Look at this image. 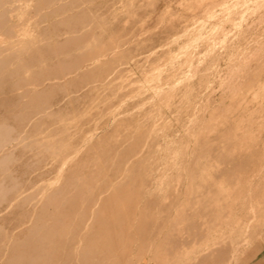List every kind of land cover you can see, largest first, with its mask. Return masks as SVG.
<instances>
[{
  "label": "rangeland",
  "instance_id": "rangeland-1",
  "mask_svg": "<svg viewBox=\"0 0 264 264\" xmlns=\"http://www.w3.org/2000/svg\"><path fill=\"white\" fill-rule=\"evenodd\" d=\"M222 3L0 0V125L12 129L0 140V182L7 188L3 187L6 192L0 198V264H8L17 246L31 238L37 214L51 210L50 199L55 195L79 197L97 186L108 187L107 194L126 188L142 195L141 204H148L149 197L157 200L156 207L154 199H150L153 203L149 200L152 205L148 208L156 209L153 214L146 206L143 209V204H136V219L144 210L159 223H174L181 215L177 213L180 206L182 211L187 204L185 193L190 198L200 190L202 178H212L229 165L234 150L233 154L239 150L241 156L246 153L248 158L242 160H251L244 163L243 174L238 172L243 176L235 178L245 177L241 178L244 183L257 178L252 185L240 186L239 178L232 184L220 181L225 189L218 185L223 191H231L230 185L236 181L241 188L245 185L248 189V185L252 191L246 190L242 198L243 189L237 204L246 206L249 201L247 204L253 203V209L259 211L248 227L252 230L256 222L255 233L246 227L241 235L248 236L241 239L247 241L229 254L233 258L228 255L227 262L219 264H264V219L259 222L264 218V5L247 8L234 3V7L232 2L223 12L228 3ZM215 26L218 30L212 31ZM202 149H209L211 155L203 152L205 158L196 165ZM203 164L208 176L199 174ZM181 166L186 169L180 170ZM245 168L248 172H243ZM196 172L199 175L194 178L203 177L200 183L193 179V187L186 175ZM210 178L202 182H219H210ZM186 186L192 193L185 191ZM231 194L233 199L229 198L236 200ZM165 198H172L170 203L177 200L174 202L179 205L173 203V208L179 206L177 217L174 211L178 208L173 209ZM161 200L166 201L164 207ZM166 204L171 205V214ZM158 208L167 209H162L167 211L162 212L164 216L157 213ZM157 215L175 218L162 220ZM176 223L172 227L185 234L187 222L181 223L186 224L185 229ZM166 226L160 228L164 233L169 229ZM180 228L185 231L179 232ZM196 248L194 255L183 249V258L188 255L186 259L193 262ZM146 249L143 253L134 248L131 256L136 252L153 254ZM143 254L135 257L140 263L133 257L131 263L154 264L150 255ZM167 264L175 263L168 260Z\"/></svg>",
  "mask_w": 264,
  "mask_h": 264
},
{
  "label": "bare ground",
  "instance_id": "bare-ground-1",
  "mask_svg": "<svg viewBox=\"0 0 264 264\" xmlns=\"http://www.w3.org/2000/svg\"><path fill=\"white\" fill-rule=\"evenodd\" d=\"M222 1H223V3L224 2L228 3V5L223 6V7H225V10L223 12L226 11L227 6H228L227 10L229 9V7H231L229 5L232 2L233 3L231 5H233V6H234V3H235V5L242 3V5L244 7L246 5H252V6L255 5V6H257V8L262 7L264 5V0H227V1L222 0ZM229 1H232V2L229 4ZM213 5H214V8H213V10L211 9L212 11H214V9L216 7L215 6L216 3L215 4L213 3ZM223 7H222L221 11L223 10ZM247 8L244 9V11H246ZM217 15H218V13H217ZM225 15H226V13H225ZM211 16L213 18V15H211ZM211 16H209V17H211ZM214 18L215 19L217 18L216 14H215ZM215 19H214V21H215ZM217 22L218 21H216L215 23H217ZM215 23H214V25H215ZM218 26H220V25L218 24ZM218 26L217 27L215 26L216 28H214V29H213V27H211L212 31L217 29ZM220 30H223V29H220ZM245 32H246V30H245ZM213 33H215V32H213ZM212 37H213V35H212ZM213 45H215V44H213ZM5 126H7V125H5ZM5 126L3 127L0 125V140L3 139L4 136L6 135L5 131H7V129L11 128V127H7V129H6ZM3 128H5L6 130H4ZM10 130H12V129H9L8 132H10ZM207 133H209V132H207ZM207 133H206V137H208ZM209 139H211V138H209ZM225 139H223V140H225ZM217 141H218V139H217ZM228 142L230 143L231 141H228ZM218 144L220 145V143H218ZM230 144H229V146H230ZM232 145H231V147H233ZM223 146H225V145H223ZM231 147H229V148H231ZM208 148H210V150H211V147H208ZM229 148H226V149H229ZM203 150H206V151H203ZM208 150L209 149H202V152L199 153L200 156L203 152H205L207 154ZM222 151L225 152V150H222ZM239 152H240V150L236 151V154L238 153V155L233 154V153H235V150L233 153L231 152L233 155L232 162L229 161L230 164L226 165L225 167L223 166L224 164H222V166L224 168L218 172L216 170L217 174H214V176L216 175L215 178H213L214 176L212 178H210L211 175L209 177H206V179H205V177L202 178L200 180L201 184H203L202 186H200L201 184H199L200 183L199 179L203 176L199 177L198 179L194 178L193 176L198 177L199 174L205 176V174L208 172V171L207 172L205 171L206 173H204V171H203V168L206 169L205 167H207L206 164H205V166L203 164V167L201 166L203 173L200 172L201 170L199 171L198 169L197 170L195 169L197 172L199 171L198 175H197V172H196V175H193V173H191V174L188 173L189 175L188 174L186 175V177L187 176L190 177V179L188 177L187 178L190 180V182L192 181L191 183H193L194 180L196 182H197V180L199 181L198 184L200 186V190H197L199 193L195 190L196 192L194 191V193H196V194L193 193L194 196H192L193 194L192 195L190 194L191 197L189 198V194L185 193V191L187 192L189 189H191L192 186L194 187V185L196 183L194 182V184H191L190 182H187L188 180L186 181L187 185H189V183H190L192 186L189 185L191 187H189L188 189H186L188 187V186H186L185 187L186 190L183 191L188 197L185 200L184 196L186 197V195H183L182 196L183 200H185V202L184 201L183 202L185 204L187 203L189 205L188 206L186 204L187 205V208H186V205L183 204L185 206V207L183 206L184 210L181 211V209H183V208H182V206H180L181 207L180 211L177 212V210H179V208H178L179 206L178 207L174 206V208H173V205L175 204V202L177 200L175 199L176 201L175 200H174L175 202L173 201L174 204L171 201V203H172L171 204L170 202H168V200H170L172 198H170L168 200L165 198L166 201L172 205L171 206V205L166 204V206L168 208H170V209H168L170 214H171L172 208L173 209L178 208L174 211L176 214V216L174 215L175 217H177V213L179 215V213L181 212V215L179 216L180 220H178L179 218L176 219L174 216L169 217L168 215H166V217L170 218V220H172L174 217L175 218L174 219L175 221L173 220L174 223L179 222V221H181V223H182V221L184 223L187 222L186 223L187 228L185 226L186 224H184V223L183 224L176 223V224H178V226H179V224L183 225V226L180 225V227L185 226L184 229L186 228L187 230L185 231V230H183V228H180L182 231L179 230V232L185 231V234H188L186 237H184V235H185L184 233H182V235H183L182 236L181 234L178 233V229H176L175 227H172L174 224L173 222L168 223L165 221L166 222L165 224L168 223V224H170L169 226L171 227V232L168 233V231H170L169 230L170 227L163 224L164 222L163 223L160 222L163 225L160 224L158 221H156V218H155V220L152 219V217L154 218V216L150 215L152 213L151 211L156 210V209L155 208L149 209L148 204L150 203V201H152L150 199H154V198L147 196V197H149L147 199H149L150 201L148 200L149 201L148 202L147 199H145L148 204L144 205L145 204V201H144L142 203L143 204L142 208L144 206H146V208L145 207L144 208L145 209L148 208L151 213L148 211H145L146 212L145 213V212H142L144 210L138 209V210H140L139 212L142 213L141 214V213L137 212L138 214H141V216H139V220H138L135 218V212L137 211V208H138L137 206L139 204H140V206L142 205L140 202H138L139 197H140V199L142 198L141 197L142 195L137 193L138 191L136 193L135 192L130 193V192H128V190L126 188H116L114 193L107 194L108 193L107 192L108 187H102L101 188V187L97 186L96 188L94 187V189H92L93 187L89 188V190H87V192L85 194H83L79 197L70 196L67 198H65V197L61 198L58 195L57 196L55 195L54 197L52 196V198L50 199L51 205H52L51 210H45V211H42V212L37 214L36 221L33 223V229L31 230V232H32L31 238L29 240H27V239L23 240L22 243H20L17 246L18 251L16 252V254L11 256V259L8 261V264H132L131 259L133 256H131V253H133L132 251L134 248H136V250L138 248L139 251L142 250L143 253H144L146 248L150 249V251H152L153 254H151L149 252V250L146 249L150 254L145 253V255H150L149 257L152 261L149 259V262L150 261L153 262V260H154L155 261L154 264L155 263L156 264H167L168 260H172L173 263H175V264H217V263L219 264V262H221V261L225 262L227 259V256L231 252H233L236 247L238 248V245H242V244H240V242L245 243V241H247V240H245V238H243L245 241L241 239V236H243V235L245 236L247 233H245L243 235H241V233L243 232V230L246 227L247 228L250 227V220L252 218H254L255 217L254 214H256L257 211H259L257 209L255 211V209H253V207H252L253 203L251 204L252 206L248 205L249 203L247 204V202H249V201H246V206L243 204L242 201H241L242 203H238V204H243V205L237 204V202H238L237 200L240 196L239 193L241 194L243 192V189H244L245 192H243V194H241V197H242V195H244V193L246 194V190L249 189V187H247V186L250 184V182L252 185V182H254L257 178L254 176L252 177L250 175L252 177V179L255 178V180L251 181L247 177L248 185L246 186V188H248V189L244 188L245 185H243L242 188L240 187L242 185L240 183L245 184L246 181L244 183L243 182L244 180H241V178H243V177L237 176L235 178V176L237 174L238 175L243 174L241 171L244 167H246V165L244 166V163L246 162L248 164L250 159L249 160H247V159L242 160V157L248 158V156H246V153H244V151H243V153L245 154V156L243 153H242L243 156H241V154H240L241 152L240 153ZM210 153H208V154H210ZM229 153H227V155ZM208 154H207V156H208ZM222 154H223V152H222ZM198 155L196 158V159H198V162H196L195 159H194L195 161H193V162H196V165H197V163L199 165V161H200L199 159L200 158H205L204 153H203V157H200ZM218 155L220 156V154H218ZM234 156H236V157H234ZM237 156H241V158L240 157L238 158ZM227 157H229V155ZM218 158L217 157L215 158V159H217V161L215 160L216 162H218ZM222 158H223V156H222ZM250 158H252V157H250ZM255 158L256 157L254 156L253 160H255ZM206 160L208 161V159H206ZM219 160H220V158H219ZM193 162H191V163L193 164ZM204 162H205V159H204ZM215 164L217 165V163H215ZM180 165L181 164H179V166ZM185 165H188V164H185ZM207 165H208V163H207ZM216 165H213V167ZM182 166H181V169H180V167H178V168L180 170H182ZM210 166L211 165L209 164L208 165V167L210 169L209 173L211 172ZM219 166L215 167V168L217 169V168H219ZM176 168L177 167H175V169ZM253 168L254 167H252L251 170H253ZM184 169H186V168L184 167ZM245 169L243 170V172H248V170H247L248 168L246 169L247 171ZM149 170L150 169H148V171ZM195 170H193V171L195 172ZM122 171L123 170H121V172ZM145 172H146V174L143 172L144 175H147V171H145ZM238 172H240L241 174H239ZM118 173L120 174V172H118ZM143 173H141V174H143ZM209 173H207L206 176H208ZM262 173H264V172H262ZM126 174H127V172L125 173V177L127 176ZM151 174L152 173H150V175L148 174V177L146 176V180L151 176ZM254 174L256 175L257 173H254ZM120 175H122V174H120ZM144 175H143V179L145 178ZM190 175H192V177ZM260 175H258V176H260ZM241 176H243V175H241ZM247 176H248V174H247ZM140 177H142V176H140ZM184 177H185V175H184ZM191 178H192V180H191ZM207 178L211 179V180H209L210 182H213L214 179L216 180V182L217 181H219V182L217 184L215 182H213L212 185L209 182L203 183L202 181L204 179H205L204 181H206ZM237 178H239L240 181H242V182H239L240 186H238V184L236 183L237 181H239V180H237ZM180 179L183 180L184 178L182 177ZM234 179H236L237 181L235 180L236 181L235 184L230 185L231 191H228V190L223 191L225 189V186H226L225 184L234 183L233 182ZM259 179H260V177H259ZM144 181H145V179H144ZM178 181H179V179H178ZM183 181L185 182V180H183ZM220 181H221V183H225V184L222 185L220 183ZM147 182H149V181L147 180ZM206 183H208L211 186L207 185ZM174 184H176V183H174ZM182 184H183V182H182ZM213 184L217 185L220 190L217 191V189H218L217 187H216L217 189H214L215 186H213ZM218 184L222 185L224 187V189L221 190V188H223V187L220 188V185H218ZM197 185H196V187H197ZM255 185H256V183H255ZM199 186H198V189H199ZM256 186H258V184ZM3 187L4 186H2V183L0 182V198L2 195H4L3 194L5 191L4 189L6 188V187H4V189H3ZM176 187H179V186L177 185ZM172 188L175 189V185H173ZM227 188L229 189V185L227 186ZM254 188L255 187H253V189ZM173 189H171V192L173 191ZM176 189L178 190V188H176ZM192 189H197V188H192ZM249 190L252 191L251 189H249ZM256 190L258 191V188ZM256 190H254V192ZM261 190H264V189L261 188ZM176 192L174 191L173 193L176 194ZM189 192L192 193V191H190V190H189ZM231 192L233 193V196L235 198L237 197L236 200H233V201L231 200V198L233 199V197L230 196V195H232ZM247 192H249V191H247ZM261 192L262 191H260L259 193H261ZM261 194H262L261 196H263L264 192ZM180 195L178 196V198L180 197ZM143 196H145V195H143ZM229 196L231 198H229ZM249 196H251V195L249 194L247 197H249ZM244 197H245V195L242 198H244ZM174 198H177V196ZM246 198L244 199V201L248 200ZM261 198L263 199V197H261ZM249 200H250V197H249ZM156 201L157 200L154 199L155 207H156V203H157ZM166 201L164 200V201H162V203L164 204ZM235 201H236V203H235ZM239 201H240V199H239ZM152 203H153V201H152ZM162 203H160V204H162ZM136 204H138V205H136ZM158 204H159V202H158ZM150 205H152V204L150 203ZM177 205H179V204L177 203ZM263 205H262V207L261 206L260 207L264 211ZM164 206H165V204L163 205V207ZM151 207L153 208L154 205ZM159 207L161 208V206H159ZM260 207H258V208L261 209ZM160 208H158V209H160ZM162 209L167 210L166 208H162ZM162 209H160L159 211L157 210V213L159 214L160 211H161V214H162V212L163 213L167 212V211H163ZM263 211H262V213H263ZM147 212H148V214L150 213L149 214L150 216L147 214ZM157 213H155V214H157ZM259 213L261 214L260 217H262L261 211ZM162 215L164 216V214H162ZM162 215H159V216L161 217ZM136 217L138 218V216H136ZM166 217L162 218V220H165ZM260 217L258 218L257 221H259ZM135 219L138 221H135ZM262 219H264V218H261L259 221L261 224H262V222H261ZM157 220L160 221L161 219L157 218ZM167 221H169V220H167ZM252 222L253 221H251V223ZM259 222H257V223H259ZM255 223L254 224L252 223L253 228H254V225H257ZM260 223H259V227H260ZM263 223H264V221H263ZM164 225L169 228L167 230V233L162 232L163 230L161 231V229L165 228ZM161 227H164V228H161ZM174 228L176 229V231ZM253 228H251L252 230H249V228L247 230L249 232H251V231H253ZM172 229H174V230H172ZM186 232H188V233H186ZM247 236H248V234H247ZM242 241H244V242H242ZM153 246L155 247V250L153 249L154 248ZM195 246H198V249L196 248L197 253H195L196 254L195 260L193 262H191V260L186 259V257L188 255H190L189 253L192 254ZM191 247H194V248H191ZM151 248L153 250H151ZM186 248H188V249H186ZM183 249H186V253L188 254L187 256L185 255V258H183L184 255H182V253L185 254L184 253L185 250L183 252ZM189 249L191 250V252L189 251V253H188L187 250H189ZM239 249H241V248H239ZM136 253H135L136 256L143 254L142 252L141 253L136 252ZM241 253H243V252H241ZM192 255H194V254H192ZM235 255H236V253H235ZM136 256H134L133 258H135ZM229 256L231 257V255H229ZM191 258H193V257H191ZM231 258H233V257H231ZM137 260L135 258L136 262H138ZM223 260H225V261H223ZM138 263H140V259H139ZM223 264H225V263H223Z\"/></svg>",
  "mask_w": 264,
  "mask_h": 264
}]
</instances>
